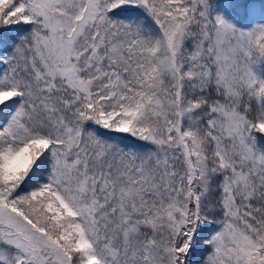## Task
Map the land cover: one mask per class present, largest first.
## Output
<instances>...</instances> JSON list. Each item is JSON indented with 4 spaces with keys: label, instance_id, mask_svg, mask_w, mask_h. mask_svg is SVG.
<instances>
[{
    "label": "snow or ice",
    "instance_id": "1",
    "mask_svg": "<svg viewBox=\"0 0 264 264\" xmlns=\"http://www.w3.org/2000/svg\"><path fill=\"white\" fill-rule=\"evenodd\" d=\"M0 264H264V0H0Z\"/></svg>",
    "mask_w": 264,
    "mask_h": 264
}]
</instances>
